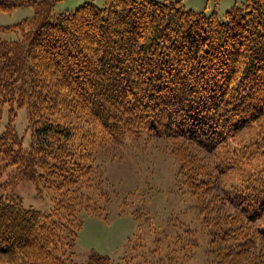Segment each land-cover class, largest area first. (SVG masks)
Masks as SVG:
<instances>
[{
    "label": "trees",
    "instance_id": "obj_1",
    "mask_svg": "<svg viewBox=\"0 0 264 264\" xmlns=\"http://www.w3.org/2000/svg\"><path fill=\"white\" fill-rule=\"evenodd\" d=\"M53 1L0 0L36 8L0 25L17 35L0 40V111L24 109L30 130L28 148L11 123L0 137V264H74L84 216L107 215L97 152L140 136L165 140L183 188L214 206L220 263L264 264V0L223 19L154 0L54 15ZM21 181L51 194L49 213L7 195Z\"/></svg>",
    "mask_w": 264,
    "mask_h": 264
},
{
    "label": "rangeland",
    "instance_id": "obj_2",
    "mask_svg": "<svg viewBox=\"0 0 264 264\" xmlns=\"http://www.w3.org/2000/svg\"><path fill=\"white\" fill-rule=\"evenodd\" d=\"M154 1L179 4L186 10L206 16L215 14L221 19L232 7H242L246 2ZM86 3L102 9L105 0H57L53 1L52 13L72 12ZM35 13L36 8L29 5L18 6L11 12L0 11V25L13 27L35 17ZM16 39L14 32L0 33V40ZM9 123L22 139L23 147L28 148L30 130L25 110L18 109L13 116L8 106L1 109L0 137ZM124 142L123 145L107 143L97 152L93 180L102 182L100 189L102 197H106L107 215L105 218L84 216L72 250L73 263L86 264L91 255L97 254L108 257L114 264H221L218 245L209 247L214 237L212 230L219 224L215 223L218 215L212 204H199L198 198L183 188L178 175L179 161L172 148L165 140L145 136L126 138ZM3 182H7L6 177L0 178V184ZM5 190L25 208L42 213L52 209L51 194H38L31 182L21 181ZM97 196L100 193L96 192ZM222 221H226L223 216Z\"/></svg>",
    "mask_w": 264,
    "mask_h": 264
}]
</instances>
